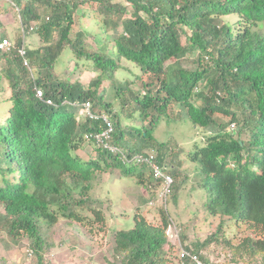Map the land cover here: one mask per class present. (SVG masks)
<instances>
[{
    "label": "trees",
    "instance_id": "trees-1",
    "mask_svg": "<svg viewBox=\"0 0 264 264\" xmlns=\"http://www.w3.org/2000/svg\"><path fill=\"white\" fill-rule=\"evenodd\" d=\"M86 1L102 3L110 12L130 13L114 25L121 30L113 39V48L152 79L142 95L130 89L131 95L115 111L100 91L103 78L112 77L117 67L115 59L99 50L88 52L82 37L77 41L70 37L76 0H0L1 13L17 12L25 33L41 36V44L27 54L37 68L35 80L18 52L22 38L10 52H0V60L6 57L5 74L12 88L8 114L0 123V163L4 161L0 166V208H4L0 225L15 239L28 238L36 264H43L52 246L44 237L43 223L53 226L63 217L84 226L93 222L80 213L86 206L95 221L104 223L102 208L93 206L100 202L90 195L91 180L100 171L115 168H122L125 176H135V165H125L114 152L100 146L95 147L97 156L93 158L74 154L85 136L101 131L105 122H78L77 107L70 103L91 100L95 110L113 123L114 144L131 157L156 150L158 164L178 177L180 170L165 162L166 155L153 135L176 102L195 126L213 129L190 159L199 163L205 175L208 211L246 223L264 237V31L258 29L264 23V0H126L132 12L112 0ZM230 15L237 19L224 20ZM110 22L108 17L105 23ZM181 33L187 35L186 45ZM66 45L93 59L101 71L88 88L52 73ZM189 51L196 55V67L177 65L171 71V62ZM37 87L43 89L44 100L37 98ZM47 99L55 104H48ZM132 110L151 120L141 126L129 124L124 115ZM218 114L229 116L230 124L239 123L237 135ZM144 176L137 174L140 184H144ZM172 194L176 202L178 194L173 188ZM156 198L140 199L148 204ZM153 211L160 215V224L150 222L147 212L135 210L133 227L115 231V261L111 264H167L171 243L180 247L179 264H198L192 256L209 262L203 247L217 239L223 223L204 241L185 245L182 239L180 244L169 237L173 221L168 209L154 207ZM181 247L191 256H183ZM236 249L249 254L264 252V238L247 236Z\"/></svg>",
    "mask_w": 264,
    "mask_h": 264
},
{
    "label": "rangeland",
    "instance_id": "rangeland-1",
    "mask_svg": "<svg viewBox=\"0 0 264 264\" xmlns=\"http://www.w3.org/2000/svg\"><path fill=\"white\" fill-rule=\"evenodd\" d=\"M76 1L78 6L73 12L74 22L70 37L74 41L82 37L83 46L88 52L99 50L115 59L117 67L112 77L105 76L103 78L100 91L105 96V102L111 103L115 111L120 110L123 99L131 95L130 89L135 93L140 92L142 95L141 92L147 90L145 85L152 79L142 72L135 63L118 56L113 48L115 45L113 39L119 35L121 30V26L115 28L114 25L119 23L121 18L128 17L130 13L110 12L104 8L102 3L96 1ZM112 1L122 3V6H126L130 12L133 11L126 0ZM10 12H0V33L10 36L17 43L23 37V25L19 14ZM108 17L112 22L107 25L105 20ZM236 19V15L224 17V20L231 22ZM258 29L264 31V23H261ZM28 35L33 36L31 39L33 47L36 48L41 44V36L38 33L31 32ZM181 41L186 45L187 35L185 33H181ZM76 45L79 44L76 43ZM7 57H10L9 53H7ZM5 58L4 56L0 60V123L5 121L11 104L10 102L4 103L11 95L10 81L5 74ZM195 59L196 55L189 51L179 60L171 62L170 70L173 71L177 65L193 69L196 67ZM52 73L54 76L72 83L79 81L88 88L90 82L95 80L101 71L96 68L93 59L87 55L79 56L72 47H66L57 59ZM127 86H129V90L126 89ZM119 87L122 89H118ZM119 91L120 95H118ZM129 107L127 104L126 108ZM100 109L101 107L97 108V110ZM168 110L170 116L161 118L153 135L160 143L158 144L160 151L166 155L165 162L180 170L178 177L173 176L175 182L172 185L173 191L178 194V200L175 202L172 194L169 196L167 205L171 222L173 221L172 226L178 227L180 238L185 244L190 245L197 240L204 241L210 234L215 233L223 223L217 239L212 244L203 247V251L206 252L204 255L210 260L213 258L212 256L218 261L223 260V264L235 262L264 264V252L249 254L236 249L247 236L264 238L262 234H259L260 232L254 231L246 223L237 222L235 219L212 215L207 209L208 194L203 185L205 175L201 171L199 163L190 159L196 146L204 144L208 135L213 133V129L195 126L186 110L179 103L174 102ZM122 113L124 114V112ZM128 114L129 116L126 115L129 119L124 115V120L129 124L145 125L151 120V118L143 119L139 112L134 113L133 110L128 111ZM152 114L157 115V112L153 111ZM217 118L226 126L230 125L229 116L218 114ZM237 131L238 128L233 132L234 135H237ZM83 150L85 151H80L79 154L81 157L93 158L96 156L95 147L94 150L92 147ZM1 165H4L3 159ZM120 171L122 168L106 172L100 171L91 180L90 195L100 202V204L94 203L93 206L102 208L106 217L104 223L95 221L94 213L89 206H86L79 209L80 213L86 215L93 222H86L84 226L77 222H70L63 217H60L57 224L53 226H48L47 223L42 224L44 237L52 245L44 256L43 264H111L115 261V231L133 227L135 210L147 212V217L153 224L161 223L160 215H155L153 211L154 207L160 209L161 204L157 202L151 207L148 204L146 206V203H141L140 198H144V196H147L148 199H152V196L158 197L162 183L155 182L148 169L144 176L146 188L144 184H140V177H137L140 171L139 167H135V177L124 176ZM0 183H2L1 173ZM154 201L156 202L157 198ZM3 213L4 208L1 207L0 214ZM31 249L28 238L15 239L9 236L7 230L0 225V264H36L37 256L34 253L31 254ZM179 249L178 244L171 243L167 264H179Z\"/></svg>",
    "mask_w": 264,
    "mask_h": 264
},
{
    "label": "clouds",
    "instance_id": "clouds-1",
    "mask_svg": "<svg viewBox=\"0 0 264 264\" xmlns=\"http://www.w3.org/2000/svg\"><path fill=\"white\" fill-rule=\"evenodd\" d=\"M29 33L27 32V33H25V31H24V28H23V37H21L22 38V40H23V44H22V46L18 49V52H19V55L21 56V57H23V61H24V66L25 67H27V69L30 71V73H31V76H32V78H33V80H35L36 79V75H35V68L36 67H34V64L31 62V60H30V58L28 57V51H29V49H31V48H34L33 46H32V41H31V39H32V37H31V35L29 36L28 35ZM4 39H8L9 40V42H10V44L9 45H7L6 47H4V48H2V47H0V52H10L11 50H12V48L14 47V44H15V42L13 41V39H11L10 38V36H7V35H3V34H1L0 33V43H2L3 41H4ZM66 47H70L71 48V46L70 45H66ZM65 47V48H66ZM64 48V49H65ZM73 48V47H72ZM74 49V48H73ZM75 50V49H74ZM64 51V50H63ZM62 51V52H63ZM76 51V50H75ZM62 54V53H61ZM78 54V53H77ZM61 56V55H60ZM59 56V57H60ZM80 56V55H79ZM59 59V58H58ZM57 63V62H56ZM56 65V64H55ZM55 67V66H54ZM53 67V68H54ZM37 89H42V88H40V87H37L36 88V90H35V93H36V96H37ZM42 91H43V89H42ZM143 93H145L144 91H142V94ZM43 94H44V91H43ZM11 96H12V88H11V95H10V98L9 99H7V100H5L6 102H4V103H8V102H10L11 103ZM44 96H45V94H44ZM37 98H39L38 96H37ZM39 99H41V100H44V97L43 98H39ZM48 100H51L52 102L51 103H48ZM48 104H51V105H53V104H55L54 102H53V100L52 99H47V100H45ZM87 103H90V111H91V113H92V116L91 115H89L88 113H87ZM72 106H74V107H77V110H76V118H77V120H78V122H85L87 119H90V120H101V119H103L104 120V122H105V127L101 130V131H96V132H89L86 136H85V140H84V142H83V145H82V147L81 148H85V147H92L93 148V150H94V147H98V146H100V147H102L103 149H108L109 151H112V152H114L117 156H118V158L125 164V165H135L136 167H139L140 168V171L139 172H141V173H143V175H145V173H146V169H145V167L149 170V172L151 173V175H152V177H153V180L155 181V182H159V183H162V180H160V179H156L155 177H154V172H153V170H152V168L150 167V165H148V164H146V163H138V162H136V160H135V156L136 155H139V154H141V153H138V154H135V155H133L132 157L131 156H129V153H128V151L127 150H125V149H123L122 147H120V146H118V145H116V144H114L113 143V138H114V135H113V132H114V125H113V123L107 118V115L105 114V113H99V112H97L96 110H95V108H94V103L91 101V100H86V101H84V102H75V103H70ZM9 108H10V106H9ZM7 116V115H6ZM107 122H109V123H111L112 124V126H113V132H112V136H111V138L109 139V140H107V142L109 143V145L111 146V147H113L115 150L113 151V150H111L110 148H107V147H105L102 143H99V141L96 139V137H95V135L96 134H101L102 132H104V131H106L107 130V128H108V123ZM137 125V124H136ZM234 125V128H232V126ZM138 126H141V125H138ZM238 128V126H237V124L235 123V122H232L231 124H230V129L231 130H233V131H236V129ZM81 148H79V149H81ZM78 149V150H79ZM78 150H76L75 152H74V154L75 155H78V156H80L79 154H78ZM149 151H155L156 152V158H155V161H156V163L158 164V162H157V151L156 150H154V149H152V150H148V151H144V152H142V153H147V152H149ZM77 152V153H76ZM96 152V151H95ZM96 156H97V153H96ZM95 156V157H96ZM81 157V156H80ZM82 158V157H81ZM159 165V164H158ZM143 166H145V167H143ZM160 166V165H159ZM163 169V168H162ZM142 170H144L145 172H142ZM163 171L167 174V175H170L172 178H173V182H172V185H173V183L175 182V179H174V177H173V175L172 174H170V173H168V172H166L164 169H163ZM121 173H122V171H120ZM125 176V175H124ZM133 177H135V176H133ZM143 185V184H142ZM172 185H171V192H172ZM144 187L146 188V186H145V184H144ZM162 188H163V183H162ZM162 191V189L160 190V192ZM160 192H159V194H160ZM171 192H170V194H171ZM170 194L168 195V198H167V201H166V203H163L162 201H161V199L159 198V195H158V198H157V201L155 202V201H149L148 202V205H151V206H153V205H155L157 202L158 203H160L161 205V207H166L167 208V205H168V201H169V196H170ZM151 202H153V203H151ZM146 206H147V204H145ZM158 209V208H157ZM172 225V224H171ZM168 232V231H167ZM180 241H181V238H180ZM185 244V243H184ZM233 264H235V263H233Z\"/></svg>",
    "mask_w": 264,
    "mask_h": 264
},
{
    "label": "built area",
    "instance_id": "built-area-1",
    "mask_svg": "<svg viewBox=\"0 0 264 264\" xmlns=\"http://www.w3.org/2000/svg\"><path fill=\"white\" fill-rule=\"evenodd\" d=\"M9 44H10L9 40L4 39V41L2 43H0V47L4 48ZM37 96L39 98L44 97L42 89H37ZM51 102H52L51 100H48V103H51ZM89 106H90V103H87V109L86 110H87V113L92 116V113L90 111ZM107 123H108L107 130L102 132L101 134H96L95 137L99 141V143H102L105 147L110 148L111 150L114 151L115 149L113 147H111L109 145V143L107 142V140H109L112 136L113 126L111 123H109V122H107ZM232 128H234V125L232 126ZM155 158H156V152L155 151H149L147 153H141V154L135 156L136 162L146 163V164L150 165V167L152 168V170L154 172V177L156 179L162 180L163 188L159 194V198L161 199V201L163 203H166L168 195L171 192V185L173 182V178L170 175H167L163 171L162 167L156 163ZM151 203H153V202H151ZM168 234H169V237L173 241H175V242L177 241L178 243L181 244L180 230L178 229V227L170 225L168 228ZM185 245H187V244H185ZM181 249H182V255L183 256L184 255L191 256V253L189 251L185 250V248L181 247ZM204 253L206 254V252H204ZM192 257L194 260H196V262L198 264H223L222 263L223 260L218 261V259H216L214 256H212L213 258L211 260L209 259V262H207V263L200 261L196 256H192Z\"/></svg>",
    "mask_w": 264,
    "mask_h": 264
},
{
    "label": "crops",
    "instance_id": "crops-1",
    "mask_svg": "<svg viewBox=\"0 0 264 264\" xmlns=\"http://www.w3.org/2000/svg\"><path fill=\"white\" fill-rule=\"evenodd\" d=\"M87 148H88V147H85V148L83 147V148L79 149V150H78V154H80V151H83V152H84L85 150H83V149H87ZM82 158H83V159H89V158H84V157H82Z\"/></svg>",
    "mask_w": 264,
    "mask_h": 264
}]
</instances>
